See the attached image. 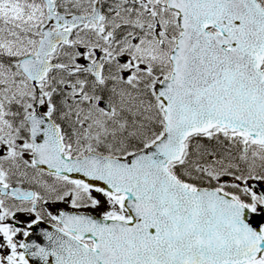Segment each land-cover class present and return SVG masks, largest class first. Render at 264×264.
Wrapping results in <instances>:
<instances>
[{"label":"snow or ice","instance_id":"1","mask_svg":"<svg viewBox=\"0 0 264 264\" xmlns=\"http://www.w3.org/2000/svg\"><path fill=\"white\" fill-rule=\"evenodd\" d=\"M0 264H264V0H0Z\"/></svg>","mask_w":264,"mask_h":264}]
</instances>
